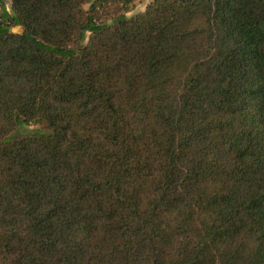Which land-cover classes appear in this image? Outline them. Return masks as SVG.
<instances>
[{
    "label": "trees",
    "instance_id": "1",
    "mask_svg": "<svg viewBox=\"0 0 264 264\" xmlns=\"http://www.w3.org/2000/svg\"><path fill=\"white\" fill-rule=\"evenodd\" d=\"M135 7L0 0V264H264V0Z\"/></svg>",
    "mask_w": 264,
    "mask_h": 264
},
{
    "label": "rangeland",
    "instance_id": "2",
    "mask_svg": "<svg viewBox=\"0 0 264 264\" xmlns=\"http://www.w3.org/2000/svg\"><path fill=\"white\" fill-rule=\"evenodd\" d=\"M5 1L8 2V7H9V1H10V0H5ZM143 1H146V0L136 1V5H137L138 7H141ZM140 9H141V8H140ZM132 13H133V12L129 13L128 15L131 16ZM16 29H18V28H16ZM37 127H38V126H37V125H34V124H32V125H24V126H21V127L18 129V131L33 130V129L37 128Z\"/></svg>",
    "mask_w": 264,
    "mask_h": 264
},
{
    "label": "crops",
    "instance_id": "3",
    "mask_svg": "<svg viewBox=\"0 0 264 264\" xmlns=\"http://www.w3.org/2000/svg\"><path fill=\"white\" fill-rule=\"evenodd\" d=\"M136 1H141V0H136ZM150 1H151V0L143 1L141 7H138V6L136 5L135 9L132 11V12H133L132 14L137 13V12H139V11H143V10H145V8L147 7V5H148V3H149ZM140 8H141V9H140ZM130 13H131V12H130Z\"/></svg>",
    "mask_w": 264,
    "mask_h": 264
}]
</instances>
